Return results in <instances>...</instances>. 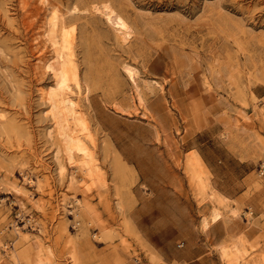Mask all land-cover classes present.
<instances>
[{
    "label": "rangeland",
    "instance_id": "1",
    "mask_svg": "<svg viewBox=\"0 0 264 264\" xmlns=\"http://www.w3.org/2000/svg\"><path fill=\"white\" fill-rule=\"evenodd\" d=\"M52 4L63 12L104 176L87 212L69 185L83 158L71 162L49 134L54 76L33 66L31 38ZM105 5L131 23L128 41L103 16ZM42 6L0 0V264H35L17 230L40 233L52 264H226L221 248L237 240L244 264H264V0ZM193 149L207 164L203 179L188 161ZM212 190L230 198L221 212Z\"/></svg>",
    "mask_w": 264,
    "mask_h": 264
},
{
    "label": "bare ground",
    "instance_id": "2",
    "mask_svg": "<svg viewBox=\"0 0 264 264\" xmlns=\"http://www.w3.org/2000/svg\"><path fill=\"white\" fill-rule=\"evenodd\" d=\"M34 1L41 3L43 8L46 7V4L49 2V0ZM25 3L26 1L21 4V8H24V10L26 6ZM100 9L101 8H98V10ZM48 10L49 13L45 19V23L41 26L43 29L40 33L37 32L39 34L34 35V37L31 36L32 46L37 48L33 50L35 60L33 66L36 73L49 71L54 76L55 82L47 91L48 98L52 105L53 118L55 120L54 129H51L49 134L54 139L58 140V150L65 153L71 162L75 161L77 154H80L83 158L81 161V169L77 171L80 173L74 174L69 185H73L72 187L78 189L83 198L79 199L76 197V201L80 207H82L81 209L87 212L90 209L88 205L90 204L92 192L103 185L104 176L97 167V158L94 150L96 138L92 132L89 120L84 116L85 112H83L79 101V95L82 92V84L78 66L74 58V50L64 39L63 12L59 9L57 4H52ZM101 12L123 41H128L132 37V25L125 16L117 12L111 5H105ZM38 14L34 15L33 18H36ZM34 19H32V22L30 21L31 24L27 25V27H31L33 34H35V27L32 26L34 25ZM29 29L30 28H28V31ZM42 41L43 44H41ZM39 45L43 47L48 45L52 55L47 54L45 48V51H43ZM74 90H76V94H74ZM143 98L144 96L137 90V97L134 102H140L141 105ZM235 118L237 119V116H235ZM188 161L199 178H205L208 167L203 156L197 149H193L190 152ZM204 188H207L206 185H204ZM212 194L214 212H221L222 209L220 205H225L230 198L215 190H212ZM34 197L33 193L26 194V199L30 202L34 200ZM36 201L37 200L34 201V204H36ZM40 202H38L39 208L42 211L46 210L47 206ZM21 204L24 205L25 203L22 202ZM66 204V198H61L56 205L57 211L61 212L60 208H65ZM232 211L234 214H237L234 209ZM204 222H207L206 218H204ZM17 237L21 244H27V247L34 248L37 255L36 261L34 262L35 264H52L53 259L49 256L52 253L49 254V247H45L47 244L44 245L40 233H33L29 230H17ZM245 254L246 249L238 240L234 242L232 246H223L221 248V255L226 264H244L242 259L245 258ZM18 255L20 258L28 256L27 250L21 251ZM17 260L20 259L17 258ZM1 264H11V262L10 260L3 259Z\"/></svg>",
    "mask_w": 264,
    "mask_h": 264
},
{
    "label": "crops",
    "instance_id": "3",
    "mask_svg": "<svg viewBox=\"0 0 264 264\" xmlns=\"http://www.w3.org/2000/svg\"><path fill=\"white\" fill-rule=\"evenodd\" d=\"M205 160V159H204ZM217 223V222H216ZM216 223L212 224L208 229H207V233L210 232V230L216 225ZM213 236V235H211Z\"/></svg>",
    "mask_w": 264,
    "mask_h": 264
}]
</instances>
